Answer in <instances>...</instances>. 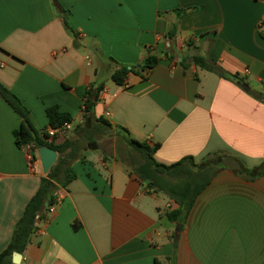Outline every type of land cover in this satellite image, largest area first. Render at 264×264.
Listing matches in <instances>:
<instances>
[{
	"label": "crops",
	"instance_id": "obj_1",
	"mask_svg": "<svg viewBox=\"0 0 264 264\" xmlns=\"http://www.w3.org/2000/svg\"><path fill=\"white\" fill-rule=\"evenodd\" d=\"M263 33L264 0H0V84L40 132L48 108L69 114L55 142L79 150L20 264H264V100L243 89L264 95ZM121 67L133 70L122 86ZM21 124L0 97V255L46 176L16 145ZM125 138L161 165L222 155L263 174L226 165L171 222L178 205L142 182Z\"/></svg>",
	"mask_w": 264,
	"mask_h": 264
},
{
	"label": "trees",
	"instance_id": "obj_2",
	"mask_svg": "<svg viewBox=\"0 0 264 264\" xmlns=\"http://www.w3.org/2000/svg\"><path fill=\"white\" fill-rule=\"evenodd\" d=\"M204 61L203 58H195V62L199 65ZM157 62L158 60L155 57L150 56L146 59L143 68H153ZM131 71L133 70L121 67L114 72L112 80L117 85L122 86L127 74ZM101 89V87H98L95 90L90 89L87 91L85 113L93 111ZM0 97L22 119L21 127L14 132L18 147L34 145L35 141H38L58 154L57 162L42 179L38 192L27 205L25 213L17 225L11 244L0 255V264H12L13 253H23L28 237L33 231L35 221L41 217L46 209L49 211L50 207L56 205V183L66 186L75 178L70 164L77 157L79 150L75 149L70 141L57 144L55 141L59 133L51 136L48 130L38 131L30 119L29 110L2 84H0ZM47 115L50 130L61 129L65 123H71L73 120L69 114L61 112L58 106L48 108ZM125 140L142 154L143 162L136 170L142 182H148L147 186L150 189L163 192L178 205L177 209L167 214L171 222L185 223L198 196L210 185L213 176L226 166L225 163L220 161L222 155L209 156L201 165H195L192 159H184L170 166L161 165L152 157L154 149H150L145 144L135 140L126 138ZM69 149L71 150L69 151ZM231 160H234L236 166L232 167L228 164L229 167H232L236 174L248 181H254L263 174L260 170H251L245 167L235 158Z\"/></svg>",
	"mask_w": 264,
	"mask_h": 264
},
{
	"label": "water",
	"instance_id": "obj_3",
	"mask_svg": "<svg viewBox=\"0 0 264 264\" xmlns=\"http://www.w3.org/2000/svg\"><path fill=\"white\" fill-rule=\"evenodd\" d=\"M263 36H264V33H263ZM243 89L245 92L249 93L256 100H264V95L261 92L250 89L248 85H244ZM34 146L40 156L43 171L45 174H48L51 168L57 162L58 154L53 149L43 146L38 141H35ZM182 227H183L182 224H178L176 232L180 233ZM21 259H22V255L20 253H17V252L13 253L12 264H20Z\"/></svg>",
	"mask_w": 264,
	"mask_h": 264
},
{
	"label": "built area",
	"instance_id": "obj_4",
	"mask_svg": "<svg viewBox=\"0 0 264 264\" xmlns=\"http://www.w3.org/2000/svg\"><path fill=\"white\" fill-rule=\"evenodd\" d=\"M70 128H71V123H65L61 129L50 130L49 134L51 136H53L56 133L62 132L64 130H69ZM24 148L26 149L28 162L32 166L37 165V164L41 165L40 156H39L37 150L35 149V146L34 145H27V146H24ZM54 210H55V206L50 207V212H53Z\"/></svg>",
	"mask_w": 264,
	"mask_h": 264
},
{
	"label": "rangeland",
	"instance_id": "obj_5",
	"mask_svg": "<svg viewBox=\"0 0 264 264\" xmlns=\"http://www.w3.org/2000/svg\"><path fill=\"white\" fill-rule=\"evenodd\" d=\"M137 152H138V151H137ZM220 161L223 162V163H225L226 165L229 164V165L232 166V167L236 166L235 163H234V160H231V158H228V157H226V156H221ZM176 230H177V226H176V228H175V231H176Z\"/></svg>",
	"mask_w": 264,
	"mask_h": 264
}]
</instances>
